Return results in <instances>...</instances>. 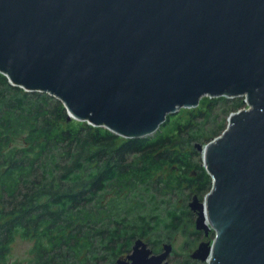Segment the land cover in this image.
<instances>
[{"label": "water", "instance_id": "water-1", "mask_svg": "<svg viewBox=\"0 0 264 264\" xmlns=\"http://www.w3.org/2000/svg\"><path fill=\"white\" fill-rule=\"evenodd\" d=\"M0 73L124 138L202 96H243L247 107L197 145L211 188L188 206L214 236L190 257L264 264V0H0ZM171 250L138 238L116 263L176 264Z\"/></svg>", "mask_w": 264, "mask_h": 264}, {"label": "trees", "instance_id": "trees-1", "mask_svg": "<svg viewBox=\"0 0 264 264\" xmlns=\"http://www.w3.org/2000/svg\"><path fill=\"white\" fill-rule=\"evenodd\" d=\"M233 99L204 98L174 134L124 138L0 73V264H117L138 238L196 240L186 201L211 188L197 145L244 106ZM17 237L33 241L25 261L9 258Z\"/></svg>", "mask_w": 264, "mask_h": 264}, {"label": "rangeland", "instance_id": "rangeland-1", "mask_svg": "<svg viewBox=\"0 0 264 264\" xmlns=\"http://www.w3.org/2000/svg\"><path fill=\"white\" fill-rule=\"evenodd\" d=\"M218 97H220V96H218ZM204 98H206V100H207V99L212 98V97H209L206 95L202 96L199 100L198 105L200 104V101L202 102L204 100ZM228 98H229V100H234L233 97H228ZM235 98H241L242 99L244 106H242L241 108L247 107L246 102H244L243 96H236ZM193 108H195V107H191V108L181 107L176 112L167 114L165 121L160 124L158 129L154 133L147 135V136H144V137H146V138L147 137H154L158 134H165V135L174 134L175 125L178 122H181V123L185 122L186 119L188 118V115H187L188 112L190 110H192ZM219 111L221 113V110H219ZM234 111L235 110L229 109L226 112L221 114L222 119L225 123V126L227 125V118H228L229 114L231 112H234ZM74 120L79 121V122H84V121H80V120H76V119H74ZM198 143L199 144H205L206 142L200 141ZM200 160H201V163L203 164L201 152H200ZM191 200H192V197L190 196L187 199L186 203L188 204ZM192 212H193V223L186 227L187 231L197 230L195 228V219L197 217V214H196L195 210ZM197 231L200 232V235L196 240H192L193 237H191V239H188L189 237L187 236V234L183 233L182 231H177V232H174L172 234V236L170 237V240H169V243L172 246V250L170 251V253L167 256L168 262L176 263V264H191V263L194 264V262H195V264H206L204 261H200V260L191 258L190 254L198 247V244L200 242H203V241L204 242H207V241L211 242V240L213 239V236H214V230L210 229V230H208V232L206 234L204 233L203 230H197ZM143 241L146 243L147 247L153 251H156V250L162 251L163 250L162 244L164 242H166V241H163L162 243H160L157 246V245L150 244L145 239H143ZM32 245H33V241L28 240V239H24L21 237H17L15 239V241L11 244V247H10V251H9L10 260H14V259L21 260V261L27 260L31 256L30 249H31ZM128 253L124 254L123 257H125Z\"/></svg>", "mask_w": 264, "mask_h": 264}, {"label": "flooded vegetation", "instance_id": "flooded-vegetation-1", "mask_svg": "<svg viewBox=\"0 0 264 264\" xmlns=\"http://www.w3.org/2000/svg\"><path fill=\"white\" fill-rule=\"evenodd\" d=\"M164 243H166V242H164ZM163 243V244H164ZM163 244H162V249H163ZM131 251V250H130ZM152 251V253H154V254H157V253H159V252H161V250H156V251H153V250H151Z\"/></svg>", "mask_w": 264, "mask_h": 264}, {"label": "bare ground", "instance_id": "bare-ground-1", "mask_svg": "<svg viewBox=\"0 0 264 264\" xmlns=\"http://www.w3.org/2000/svg\"><path fill=\"white\" fill-rule=\"evenodd\" d=\"M206 224L209 225L208 221H206Z\"/></svg>", "mask_w": 264, "mask_h": 264}, {"label": "built area", "instance_id": "built-area-1", "mask_svg": "<svg viewBox=\"0 0 264 264\" xmlns=\"http://www.w3.org/2000/svg\"><path fill=\"white\" fill-rule=\"evenodd\" d=\"M245 99V98H244ZM244 108V107H243Z\"/></svg>", "mask_w": 264, "mask_h": 264}]
</instances>
